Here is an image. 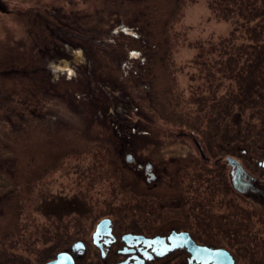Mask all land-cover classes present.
Masks as SVG:
<instances>
[{
    "label": "rangeland",
    "instance_id": "obj_1",
    "mask_svg": "<svg viewBox=\"0 0 264 264\" xmlns=\"http://www.w3.org/2000/svg\"><path fill=\"white\" fill-rule=\"evenodd\" d=\"M248 2L0 0V264H47L78 241L79 264H99L93 231L106 217L179 221L251 264L244 231L258 205H165L126 159L160 165L175 192L181 156L186 177L226 172L231 156L264 180V23L240 12Z\"/></svg>",
    "mask_w": 264,
    "mask_h": 264
},
{
    "label": "flooded vegetation",
    "instance_id": "obj_2",
    "mask_svg": "<svg viewBox=\"0 0 264 264\" xmlns=\"http://www.w3.org/2000/svg\"><path fill=\"white\" fill-rule=\"evenodd\" d=\"M71 2L73 3V1ZM55 33L56 32H54V34ZM57 38L65 43L64 52L71 54L74 50L72 44L66 43L59 35ZM51 67L56 68V65L53 64ZM241 133L242 131H239V134ZM230 138H232V136L229 134V139ZM199 153L203 158L206 156L200 151ZM245 153L246 152H244V154ZM129 155L132 156V162L128 165H130V167H138V172H143L145 175L147 192L154 191L158 195L159 189L166 191L164 197L165 205L183 207L189 205L193 207L196 212L198 208L195 207L207 206V204H211L210 202L213 200L215 202L217 198H230L232 195L235 196L238 201L241 200L246 202V204L251 202L258 205L261 211L260 215H256L255 218L257 222L256 225L258 226L256 227V225L249 223L251 224V226L248 227L250 230L244 231L247 236L244 238L248 239V244L252 245L251 249L256 248V252L258 253L254 258H250V263L264 264V180L256 174V172L248 168L237 157L229 156L227 157L228 169L226 172L218 171L219 169L216 166L208 165V167L201 166L200 168L202 170L200 171H194L193 169L192 171L188 170L186 177V171L184 170L185 165L183 164L184 160L183 156H181L182 166H178L172 177L178 179V183L181 184L182 190L180 192H175L174 183L167 182L161 174V172L164 174V171L160 165L154 166L152 163H147L144 166L143 162L139 161L133 153H129ZM228 158L237 160L241 164L242 169L246 172H243L241 176L242 180L240 182V187L243 189L241 191L237 190V187L233 184L235 172L229 165ZM262 162H260L259 165L264 169ZM208 163H210V161H208ZM200 172L205 174L203 178H206L207 181H200ZM167 174L168 173H165V175ZM218 175H221L220 182H213L218 178ZM187 178L188 183H185ZM164 183H166L167 186H165ZM205 185H208V187L204 188L203 192L200 191L202 186ZM167 187L170 189H165ZM217 187L220 192H218ZM218 194L220 196L224 194V197H219ZM202 196L207 197L209 201L205 203L206 199L203 201ZM230 200L233 202V205L236 204L233 199ZM239 212H241L242 224L245 223L246 217L250 219L247 208H241ZM232 217L233 214L229 215V219ZM133 220L134 221H131L132 226L129 228L122 226L119 221L111 217L101 219L99 223L95 225L92 240L95 249L100 254L101 259L99 264H244L232 248L227 247L226 249L219 247L215 243H199V238L193 231L189 229L181 230L182 225L179 221L178 223L172 222L161 227H149L148 224L140 223L135 219ZM102 223L103 226L98 231ZM243 227H247V224ZM96 232H98V235L94 241V234ZM72 246L70 250L67 249L64 252L71 254L75 264H79L78 258L80 256L72 252Z\"/></svg>",
    "mask_w": 264,
    "mask_h": 264
},
{
    "label": "water",
    "instance_id": "obj_3",
    "mask_svg": "<svg viewBox=\"0 0 264 264\" xmlns=\"http://www.w3.org/2000/svg\"><path fill=\"white\" fill-rule=\"evenodd\" d=\"M126 159H127V164H131L132 156L128 154L126 156ZM228 162H229V165L232 167V170L235 172L233 184L235 187H237L236 188L237 190L241 191L243 190L240 187V182L242 180L241 176H242V173L245 171L244 169H242L241 164L237 160L233 158H228ZM262 166L264 167V161L262 162ZM102 226H103V223L100 224L98 231L100 230V228H102ZM97 235H98V232L94 234V241L96 240ZM84 251H85V245L82 242H77L72 246V252L76 253L78 256H83ZM47 264H75V261L71 254L61 253L56 257V259L50 261Z\"/></svg>",
    "mask_w": 264,
    "mask_h": 264
},
{
    "label": "trees",
    "instance_id": "obj_4",
    "mask_svg": "<svg viewBox=\"0 0 264 264\" xmlns=\"http://www.w3.org/2000/svg\"><path fill=\"white\" fill-rule=\"evenodd\" d=\"M241 11L250 12V16H252V20H256L259 18L261 19L260 23L262 24L264 23V4L261 3L259 0H251V2L242 3L240 6V12ZM226 19H229L228 16H226ZM261 61L263 62H261V66L259 68H262V70H264V57H261ZM50 64H52V62ZM251 74L253 73L251 72ZM251 95H252L251 92H249V96Z\"/></svg>",
    "mask_w": 264,
    "mask_h": 264
},
{
    "label": "bare ground",
    "instance_id": "obj_5",
    "mask_svg": "<svg viewBox=\"0 0 264 264\" xmlns=\"http://www.w3.org/2000/svg\"><path fill=\"white\" fill-rule=\"evenodd\" d=\"M63 253H66V252H63ZM60 254H61V253H60ZM58 255H59V254H58ZM58 255H57V256H58Z\"/></svg>",
    "mask_w": 264,
    "mask_h": 264
}]
</instances>
